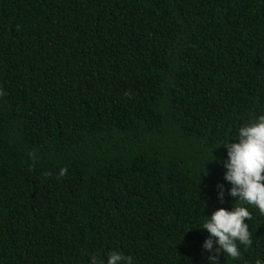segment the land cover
Segmentation results:
<instances>
[{"label": "trees", "instance_id": "trees-1", "mask_svg": "<svg viewBox=\"0 0 264 264\" xmlns=\"http://www.w3.org/2000/svg\"><path fill=\"white\" fill-rule=\"evenodd\" d=\"M260 115L264 0H0V264H253L252 205L240 257L201 245Z\"/></svg>", "mask_w": 264, "mask_h": 264}, {"label": "clouds", "instance_id": "clouds-1", "mask_svg": "<svg viewBox=\"0 0 264 264\" xmlns=\"http://www.w3.org/2000/svg\"><path fill=\"white\" fill-rule=\"evenodd\" d=\"M222 146L226 149V158L221 161L225 169L223 179L228 185L227 195L233 200L230 207H216L203 222L202 229L208 235L201 247L210 260L214 259V253L220 252L238 258L241 256L238 245L248 247L252 244L249 225L245 222L251 217L248 205L264 214V115L242 125L236 139ZM202 171L208 174L206 167ZM64 173L65 169L61 168L60 175ZM217 187V196L223 205L225 187ZM92 264H132V258L113 250L108 253L106 262L93 257ZM253 264H264V257H257Z\"/></svg>", "mask_w": 264, "mask_h": 264}]
</instances>
